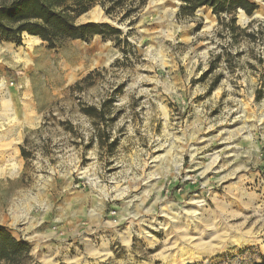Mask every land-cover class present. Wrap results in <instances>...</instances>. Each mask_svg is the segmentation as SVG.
Returning a JSON list of instances; mask_svg holds the SVG:
<instances>
[{"label": "rangeland", "instance_id": "374dc122", "mask_svg": "<svg viewBox=\"0 0 264 264\" xmlns=\"http://www.w3.org/2000/svg\"><path fill=\"white\" fill-rule=\"evenodd\" d=\"M251 1L235 32L207 6L127 0L92 8L118 44L0 41V224L37 264H264V0Z\"/></svg>", "mask_w": 264, "mask_h": 264}, {"label": "trees", "instance_id": "16d2710c", "mask_svg": "<svg viewBox=\"0 0 264 264\" xmlns=\"http://www.w3.org/2000/svg\"><path fill=\"white\" fill-rule=\"evenodd\" d=\"M127 0H10L0 2V41L20 45L24 34L37 36L47 42L50 48H55L68 40L89 42L96 35L103 39H114L120 42L121 30L109 23L82 22L77 19L90 11L95 5L101 4L108 15L116 14L119 5ZM133 4L134 0H128ZM143 3L146 0H140ZM180 13L193 15L197 9L207 6L212 8L220 25L235 32L240 27L236 25L235 15L243 10L252 15L258 5L251 0H182ZM138 6H132L123 17L130 15ZM211 70V69H210ZM80 82L76 83L79 87ZM214 86V84H213ZM97 109L94 106L86 108L93 115ZM101 112V111H99ZM25 155L24 150H22ZM0 264H37L32 256L31 244L17 238L10 229L0 224Z\"/></svg>", "mask_w": 264, "mask_h": 264}, {"label": "bare ground", "instance_id": "6f19581e", "mask_svg": "<svg viewBox=\"0 0 264 264\" xmlns=\"http://www.w3.org/2000/svg\"><path fill=\"white\" fill-rule=\"evenodd\" d=\"M241 13H242V20L243 21H246L247 19V16L246 14H244V11L241 10ZM90 15H91V20L92 21H96V22H105V21H109V19L107 18V16L105 15V13L100 9V8H94L90 11ZM33 38H39L37 36H32ZM9 152V151H8ZM1 153V152H0ZM3 156V155H2ZM4 157V156H3ZM2 157V158H3ZM13 157V156H12ZM0 158V159H2ZM5 161V160H4ZM1 166V165H0ZM8 166V165H7ZM3 167V166H2ZM1 167V168H2ZM6 167V166H5ZM6 170V169H4ZM3 170V171H4ZM11 171V170H10ZM5 174V173H4ZM198 211V210H197ZM194 212V211H193ZM147 233V232H146ZM145 233V234H146ZM127 242V241H126Z\"/></svg>", "mask_w": 264, "mask_h": 264}, {"label": "water", "instance_id": "95a60500", "mask_svg": "<svg viewBox=\"0 0 264 264\" xmlns=\"http://www.w3.org/2000/svg\"><path fill=\"white\" fill-rule=\"evenodd\" d=\"M106 15V14H105ZM107 16V15H106ZM107 18H108V16H107ZM109 19V18H108ZM91 22H96V21H91Z\"/></svg>", "mask_w": 264, "mask_h": 264}, {"label": "crops", "instance_id": "0c3cea01", "mask_svg": "<svg viewBox=\"0 0 264 264\" xmlns=\"http://www.w3.org/2000/svg\"><path fill=\"white\" fill-rule=\"evenodd\" d=\"M96 36H99V35H96ZM96 36H95V37H96ZM31 246H32V245H31ZM32 247H33V246H32ZM34 250H35V249H34Z\"/></svg>", "mask_w": 264, "mask_h": 264}]
</instances>
